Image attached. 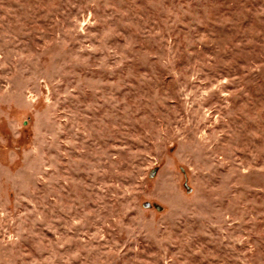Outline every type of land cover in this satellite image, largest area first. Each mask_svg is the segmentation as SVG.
Segmentation results:
<instances>
[{"label": "rangeland", "instance_id": "1", "mask_svg": "<svg viewBox=\"0 0 264 264\" xmlns=\"http://www.w3.org/2000/svg\"><path fill=\"white\" fill-rule=\"evenodd\" d=\"M0 264H264V0H0Z\"/></svg>", "mask_w": 264, "mask_h": 264}]
</instances>
